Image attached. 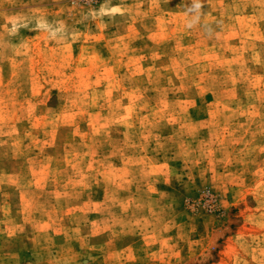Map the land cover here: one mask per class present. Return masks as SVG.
Masks as SVG:
<instances>
[{"label": "rangeland", "instance_id": "374dc122", "mask_svg": "<svg viewBox=\"0 0 264 264\" xmlns=\"http://www.w3.org/2000/svg\"><path fill=\"white\" fill-rule=\"evenodd\" d=\"M0 264H264V0H0Z\"/></svg>", "mask_w": 264, "mask_h": 264}, {"label": "clouds", "instance_id": "9594fccd", "mask_svg": "<svg viewBox=\"0 0 264 264\" xmlns=\"http://www.w3.org/2000/svg\"><path fill=\"white\" fill-rule=\"evenodd\" d=\"M189 26H191V25H189Z\"/></svg>", "mask_w": 264, "mask_h": 264}]
</instances>
